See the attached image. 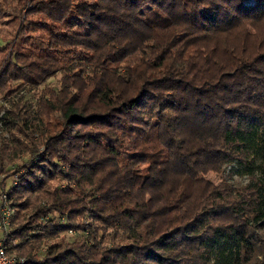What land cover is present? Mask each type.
Wrapping results in <instances>:
<instances>
[{
	"label": "trees",
	"instance_id": "16d2710c",
	"mask_svg": "<svg viewBox=\"0 0 264 264\" xmlns=\"http://www.w3.org/2000/svg\"><path fill=\"white\" fill-rule=\"evenodd\" d=\"M96 1L93 13L89 0H22L27 48L3 60L1 83L35 90L65 76L51 101L1 118L26 125L23 141H0V172L23 171L4 189L17 210L8 253L264 264V0ZM222 164L248 176L239 193L199 178Z\"/></svg>",
	"mask_w": 264,
	"mask_h": 264
},
{
	"label": "rangeland",
	"instance_id": "374dc122",
	"mask_svg": "<svg viewBox=\"0 0 264 264\" xmlns=\"http://www.w3.org/2000/svg\"><path fill=\"white\" fill-rule=\"evenodd\" d=\"M89 2L90 4H92L91 10L93 13L99 10V4L96 0H89ZM31 7L32 6L29 4V2L24 4L22 0H0V45L5 46L9 44L7 48H5V50L0 49V52L3 51L2 53H0V72L2 70L3 60L6 59V57L9 55L10 52L19 51L20 49L27 48V46H23L19 44V42L16 43V37L21 31L23 23L26 20V15L28 11L31 10ZM21 37L23 36L21 35ZM121 66L122 68L120 71H123L125 69L124 67L126 66V64L122 63ZM115 67H119V65ZM88 68L89 67H87L86 69ZM64 76L65 74L63 73H57L54 77L49 79L45 84L40 86V88L35 90H31L29 86L20 84L21 82H10L9 84L3 85V83H1L0 81V141L1 142L4 140L11 142L12 139L15 137L23 141L24 135L22 132H18V131H23L21 130V128H24V132L26 130V125H24V122L20 123V128L18 127L17 130L12 127L13 124H9L6 126L1 120V118H3L8 112L11 111L15 112L17 109H19L20 106H17V104L21 105L22 103H26V102L27 104L30 105L33 104L34 101L36 100L35 98L40 95H44L48 101L49 100L51 101L52 97L49 93H53V92L55 93L56 90H59L61 88ZM75 79L73 80L75 81V83L79 84L81 82V80L78 77ZM73 93H79V92L78 90H73ZM17 112L20 113V115H24L25 110L24 109L17 110ZM58 117L59 114L56 115L53 114L51 116V120L56 122L58 120ZM32 138L34 141L40 144L41 141L40 134L38 135V133H35L34 137ZM27 159H29V156L27 155L22 156V159L14 162V165L21 166L24 163V161ZM237 171L238 168L236 169L233 168V166L222 164L216 166L214 169L205 172L199 178H203V180L209 181L215 186L222 185L225 182L227 183V185H230L233 191H235V194H237L240 192V189L245 187L250 181L248 176L237 173ZM22 173L23 171L20 173H16L15 175H12V177L10 178H7L6 174L0 172V191H5L7 193V191L4 189H8L13 185H17ZM3 179L6 180L5 183L2 182ZM196 194H201V190L197 191ZM35 200L36 197H31V202ZM8 203L11 206L9 196H8ZM14 210L16 214L17 213L16 208ZM19 222H21V220H19L18 223ZM63 236L66 237L65 239L68 241H79L81 234L68 233L61 235V237ZM40 250L41 252H43L44 250L43 247ZM34 254H36V252ZM43 257L44 256H42L41 254L37 256L39 260H43Z\"/></svg>",
	"mask_w": 264,
	"mask_h": 264
},
{
	"label": "built area",
	"instance_id": "2783aa9c",
	"mask_svg": "<svg viewBox=\"0 0 264 264\" xmlns=\"http://www.w3.org/2000/svg\"><path fill=\"white\" fill-rule=\"evenodd\" d=\"M14 214V208L8 203V194L0 191V264H23L25 261L9 254L4 246V239L10 231Z\"/></svg>",
	"mask_w": 264,
	"mask_h": 264
}]
</instances>
